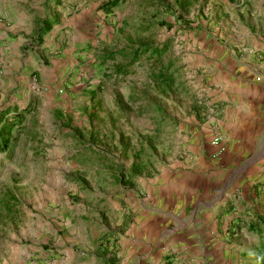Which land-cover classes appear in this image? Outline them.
I'll return each instance as SVG.
<instances>
[{
	"label": "rangeland",
	"instance_id": "374dc122",
	"mask_svg": "<svg viewBox=\"0 0 264 264\" xmlns=\"http://www.w3.org/2000/svg\"><path fill=\"white\" fill-rule=\"evenodd\" d=\"M106 1L0 0V264H264V125L217 122L264 0Z\"/></svg>",
	"mask_w": 264,
	"mask_h": 264
},
{
	"label": "crops",
	"instance_id": "0c3cea01",
	"mask_svg": "<svg viewBox=\"0 0 264 264\" xmlns=\"http://www.w3.org/2000/svg\"><path fill=\"white\" fill-rule=\"evenodd\" d=\"M242 28L248 35L247 40L245 41L243 34L237 27L232 26L229 36L234 41L232 42L234 49H230L228 61L219 60L223 67L225 66L223 63L227 62L230 71H225L231 78L227 82H223V79L219 81L217 89L221 90L222 93L226 89L228 91L233 90L234 93L231 94V106L227 100V104L224 105L225 107L229 106L230 109H227V112L222 111V117L217 122L220 124L225 118L226 123L230 121L232 124L237 122L240 124L242 118L246 117V120L249 119L250 123L252 122L254 127L257 126L256 128H258L264 125V13L259 15V18L250 17L246 26ZM219 72H221L220 69ZM229 96L227 97L229 98ZM220 98L223 100L225 97ZM244 102H250V109L248 106L242 107ZM208 119L206 117L207 121ZM170 175L169 180L163 183L161 187L175 186L174 179L176 176H172L174 175L173 172ZM156 187L157 185H155ZM171 215L174 216L172 213Z\"/></svg>",
	"mask_w": 264,
	"mask_h": 264
},
{
	"label": "trees",
	"instance_id": "16d2710c",
	"mask_svg": "<svg viewBox=\"0 0 264 264\" xmlns=\"http://www.w3.org/2000/svg\"><path fill=\"white\" fill-rule=\"evenodd\" d=\"M117 1L118 0L106 1V2L101 4L100 8L104 12H107L112 6H114L117 3ZM55 20H56L55 18L54 19L45 18L43 20L42 27L40 29H38V31H37L38 39H39L40 35H42L44 32H46L50 28L51 24ZM167 46H168L167 42H164L163 44H161L158 47L148 45V44L140 45L137 52H135L133 50V52L131 53L130 62L135 61L138 58V55H140L142 53H147V52L150 53L149 54L150 56L160 57L165 52V50L167 49ZM120 72L124 73L125 69L117 68V73H120ZM21 113H23V111L13 112V114H12L13 118L10 121H8V122L3 121L0 123V151H7L8 148L12 145V143L15 139V135H13V133H12L13 124H14V122L20 121ZM0 117L2 118L3 116H0ZM133 175H134V173H130V171H129V177H132ZM127 177H128V175L125 174V178H127ZM258 222H261V226H260V224H258ZM252 228H254L256 231H258L260 234L261 229L264 228V219H260V220L257 219V223H255V225H253Z\"/></svg>",
	"mask_w": 264,
	"mask_h": 264
},
{
	"label": "built area",
	"instance_id": "2783aa9c",
	"mask_svg": "<svg viewBox=\"0 0 264 264\" xmlns=\"http://www.w3.org/2000/svg\"><path fill=\"white\" fill-rule=\"evenodd\" d=\"M218 142V137H214L211 141V144L215 145Z\"/></svg>",
	"mask_w": 264,
	"mask_h": 264
}]
</instances>
